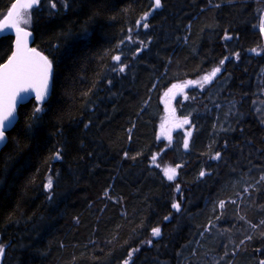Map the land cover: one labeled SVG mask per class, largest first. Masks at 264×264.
Segmentation results:
<instances>
[{"label": "trees", "instance_id": "obj_1", "mask_svg": "<svg viewBox=\"0 0 264 264\" xmlns=\"http://www.w3.org/2000/svg\"><path fill=\"white\" fill-rule=\"evenodd\" d=\"M15 1L0 0V18ZM30 12L52 85L18 108L0 151V264H124L133 249L129 264H260L264 0H39ZM12 43L0 36V64Z\"/></svg>", "mask_w": 264, "mask_h": 264}, {"label": "snow or ice", "instance_id": "obj_2", "mask_svg": "<svg viewBox=\"0 0 264 264\" xmlns=\"http://www.w3.org/2000/svg\"><path fill=\"white\" fill-rule=\"evenodd\" d=\"M39 3V0H17L16 3L12 4L11 9L8 11L7 16L4 18L2 24H0V31L4 28H15L17 33L21 32L23 29L20 27L22 24H30L31 22V12L30 10ZM156 7H160V0H155ZM53 7L56 5L53 4ZM67 6V4L65 5ZM142 20L147 19V15L141 18ZM140 23L139 21L137 22ZM144 28L148 27L147 23L143 24ZM264 31V28L261 29ZM27 35V33H25ZM228 39L229 37H225ZM123 43V41L121 42ZM18 51L14 52L12 57L9 58L7 64L0 65V143H3L6 139L5 132L11 124L10 117H13L15 111L16 98L21 92H28L30 90L36 92V100L38 102L43 101L48 92V75L52 71V63L47 59V57L40 56L35 49L29 50L39 58L41 62L38 64L35 59L31 57H24L19 52V38L17 42ZM119 47V45H117ZM255 51V50H253ZM112 59L117 63L120 62L121 57L119 55L113 56ZM228 59V57H225ZM224 64V60L220 61V65ZM126 65H120L118 69L119 72L123 73L125 71ZM221 71V67L217 66L211 70L210 73L201 77L199 81H189L188 84H200L203 87L204 84H208L216 77L217 73ZM37 81H39V87H37ZM187 86V84L185 85ZM176 87V85H173ZM41 107L35 108V113L33 115L34 120H39L40 117L36 115L37 113L42 112ZM184 124L188 123V120L183 121ZM191 135L190 132L185 133L184 147L188 148V137ZM59 153L56 154V159H59ZM213 159H219L220 153L217 152ZM153 162L156 161V155L152 157ZM180 165H176L175 168L165 167L164 174L167 176L168 180H173L176 175V168ZM201 176H204L205 173L202 171ZM264 179V177H261ZM52 179L49 177L47 183L44 187L46 190L52 187ZM177 191H179V185L177 184ZM247 191V189H246ZM223 201L220 203V207L223 208ZM172 207L177 211H180L179 203H173ZM165 219H168L165 217ZM160 228L156 227L152 229V236L156 237L160 235ZM151 243V241H148ZM3 246H0V252H2ZM137 249H133L128 253V259L124 261V264H129L133 253ZM260 264H264V260H261Z\"/></svg>", "mask_w": 264, "mask_h": 264}, {"label": "water", "instance_id": "obj_3", "mask_svg": "<svg viewBox=\"0 0 264 264\" xmlns=\"http://www.w3.org/2000/svg\"><path fill=\"white\" fill-rule=\"evenodd\" d=\"M16 2H17V0L14 3H16ZM11 7H10V9H11ZM8 11H7V13H8ZM6 16H7V14L5 15V17ZM4 18L1 20L0 24L3 23ZM25 33H27V35H25ZM8 35L13 36L12 50H11V53L8 56V58L5 61H3L0 65L7 64L8 61H9V58L12 57L13 53L18 51V47H17L18 38H19V52H20V54L22 56H24V57H31V58L35 59L38 64L41 63L39 61V58L35 57V55L29 51L31 49H35L33 47V34H32L31 30L23 29L21 32L17 33L15 28H4L2 31H0V36H8ZM35 50H36L37 53L40 54V56H44L40 51H38L37 49H35ZM52 73H53V70L48 75V92H47V94L45 96V99L43 101L38 102L36 100V92L32 91V90H30L28 92H21L17 96L16 104H15V111L13 113V117H10L11 124H10V126L8 127V129L5 132V136H6L7 132L15 124L16 118H17L16 113H17L18 108L21 105L27 103L30 100H34L37 103H43L44 101H46L49 98L50 93H51V85H52ZM36 86L39 87V81H37V85ZM6 141H7V138L5 139V141L3 143H0V151L5 146ZM0 263H1V256H0Z\"/></svg>", "mask_w": 264, "mask_h": 264}, {"label": "rangeland", "instance_id": "obj_4", "mask_svg": "<svg viewBox=\"0 0 264 264\" xmlns=\"http://www.w3.org/2000/svg\"><path fill=\"white\" fill-rule=\"evenodd\" d=\"M6 14L7 12L5 13V15ZM5 15L0 18V23H1V20L5 17ZM20 27L23 29L29 30L30 24H22L20 25ZM177 95L178 94L176 92V89H173L171 86L167 89V91L164 93L163 98H162L164 112H163V121L161 123V128L165 134L168 133L169 126L171 128L172 125L175 124L177 121V117L173 114L175 103L177 100ZM220 203H218V208L222 209L220 207Z\"/></svg>", "mask_w": 264, "mask_h": 264}]
</instances>
